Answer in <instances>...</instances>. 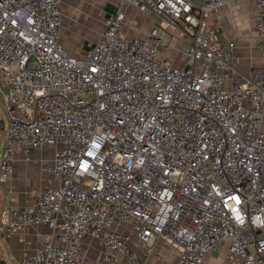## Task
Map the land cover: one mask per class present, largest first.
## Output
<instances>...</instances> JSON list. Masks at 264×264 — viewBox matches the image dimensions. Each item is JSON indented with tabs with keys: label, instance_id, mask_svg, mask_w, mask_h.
I'll list each match as a JSON object with an SVG mask.
<instances>
[{
	"label": "built area",
	"instance_id": "1",
	"mask_svg": "<svg viewBox=\"0 0 264 264\" xmlns=\"http://www.w3.org/2000/svg\"><path fill=\"white\" fill-rule=\"evenodd\" d=\"M116 1L73 54L58 0H0V181L19 157L51 150L45 187L0 235L49 229L22 264H146L131 243L149 253L159 238L180 264H205L223 242L228 264H264V64L231 81L226 46L209 35L228 0ZM252 2L261 29L264 0ZM124 5L157 18L146 36L122 33ZM172 30L188 43L181 65L167 54L180 52ZM86 239L101 244L92 261Z\"/></svg>",
	"mask_w": 264,
	"mask_h": 264
},
{
	"label": "crops",
	"instance_id": "2",
	"mask_svg": "<svg viewBox=\"0 0 264 264\" xmlns=\"http://www.w3.org/2000/svg\"><path fill=\"white\" fill-rule=\"evenodd\" d=\"M192 1L195 4L204 2V0ZM115 5H117V1L113 0L112 6L109 5L105 12L106 15L115 10ZM124 8L126 19L122 27V33L128 35L125 32L129 28L132 30L134 27H139L138 37L146 36L152 23L157 21V18L153 15H143L127 5H124ZM253 15L252 0H228L215 9L209 21L210 37L226 46L227 54L231 58L233 67L232 82H244L254 79L253 69L264 64V22L262 28L259 29ZM162 24L166 26L165 23ZM176 37L179 43L181 41L180 48L183 44L188 45L184 39ZM174 51L170 49L167 54L172 57L175 65H181L185 59V54L176 57L177 53H174ZM9 122V116L7 123L0 120V163ZM50 158V149L33 151L31 160L28 162L20 157L18 158L7 181H0V221L12 210L20 209L30 198L33 190L45 187L49 179L47 167L50 165ZM48 235L49 229L46 226L39 225L27 227L21 232L12 233L9 237L0 235V264H22V251L35 248ZM131 245L138 252L140 260L146 264H180L178 261V248L163 238H159L154 243L153 249L149 253H145L138 242L132 241ZM228 246V242L221 243L208 254L205 264H228L226 260ZM100 249L101 244L98 241L85 240V253L88 261L94 260ZM118 264L131 263L125 256H120Z\"/></svg>",
	"mask_w": 264,
	"mask_h": 264
},
{
	"label": "rangeland",
	"instance_id": "3",
	"mask_svg": "<svg viewBox=\"0 0 264 264\" xmlns=\"http://www.w3.org/2000/svg\"><path fill=\"white\" fill-rule=\"evenodd\" d=\"M61 7L63 22L61 27V39L66 50L73 54H78L86 49L88 43L95 40L97 33L103 27V19L109 5L113 0H58ZM82 14L84 18H80ZM128 35L139 36V27L130 28L125 32ZM174 40L172 46H179L177 33L173 32ZM188 49L186 44L180 48V52H175L176 57L183 55ZM172 51V50H171ZM173 52V51H172ZM0 120L8 122L5 107L0 102Z\"/></svg>",
	"mask_w": 264,
	"mask_h": 264
},
{
	"label": "bare ground",
	"instance_id": "4",
	"mask_svg": "<svg viewBox=\"0 0 264 264\" xmlns=\"http://www.w3.org/2000/svg\"><path fill=\"white\" fill-rule=\"evenodd\" d=\"M79 15H81V17L80 18H76V20L84 18V15H82V14H79Z\"/></svg>",
	"mask_w": 264,
	"mask_h": 264
},
{
	"label": "snow or ice",
	"instance_id": "5",
	"mask_svg": "<svg viewBox=\"0 0 264 264\" xmlns=\"http://www.w3.org/2000/svg\"><path fill=\"white\" fill-rule=\"evenodd\" d=\"M234 199H236V200H237V203H239V200H238V198H234Z\"/></svg>",
	"mask_w": 264,
	"mask_h": 264
}]
</instances>
